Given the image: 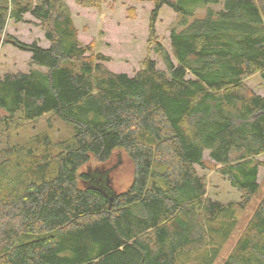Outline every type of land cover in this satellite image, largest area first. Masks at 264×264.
Returning a JSON list of instances; mask_svg holds the SVG:
<instances>
[{
  "label": "trees",
  "instance_id": "1",
  "mask_svg": "<svg viewBox=\"0 0 264 264\" xmlns=\"http://www.w3.org/2000/svg\"><path fill=\"white\" fill-rule=\"evenodd\" d=\"M151 1L147 47L165 68L147 54L128 75L80 44L66 0H0L2 42L30 53L27 72L0 74V264H214L258 192L264 0ZM163 6L179 16L170 51L155 31ZM25 14L48 47L5 33ZM49 113L75 133L11 137ZM117 150L133 168L121 191L90 167ZM205 152L237 202L208 197ZM220 264H264V194Z\"/></svg>",
  "mask_w": 264,
  "mask_h": 264
},
{
  "label": "rangeland",
  "instance_id": "2",
  "mask_svg": "<svg viewBox=\"0 0 264 264\" xmlns=\"http://www.w3.org/2000/svg\"><path fill=\"white\" fill-rule=\"evenodd\" d=\"M72 22L77 30V39L81 45L91 44L93 51L109 57L104 65L112 72H124L132 75L140 67L141 60L148 54L157 62V67L164 65L154 50L148 49L149 14L153 8L151 0H101L95 6H81L75 0L67 3ZM179 20L171 8L163 6L155 22V31L163 47L170 51L169 34ZM9 33L21 42L37 41L41 47H48L42 28L29 14L24 15V21L9 20L5 26ZM30 68V53L2 42L0 35V74L10 72H27ZM245 82L254 92L261 94L263 84L258 75L248 77ZM39 132L46 133L52 143L59 139L71 137L75 133L73 124L49 113L39 119L26 123L11 132V137L24 140ZM264 161V154L259 156ZM205 167L195 166L197 172L205 176L207 195L221 203L237 202L239 192L230 186L228 181L216 172L215 166L204 153ZM99 166L98 170L108 173L112 187L117 191L125 189L132 179V164L124 151H115L111 159L103 164L94 161L90 167ZM218 167V166H217ZM96 170V174L100 173ZM259 189L248 205L237 212V226L226 241L219 257L214 264L220 262L233 248L237 238L243 232L249 218L253 214L259 200L264 194V165L258 172Z\"/></svg>",
  "mask_w": 264,
  "mask_h": 264
},
{
  "label": "crops",
  "instance_id": "3",
  "mask_svg": "<svg viewBox=\"0 0 264 264\" xmlns=\"http://www.w3.org/2000/svg\"><path fill=\"white\" fill-rule=\"evenodd\" d=\"M69 0H66V3L68 2Z\"/></svg>",
  "mask_w": 264,
  "mask_h": 264
}]
</instances>
